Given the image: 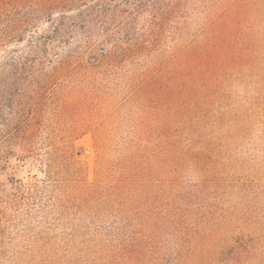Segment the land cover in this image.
<instances>
[{
  "label": "rangeland",
  "instance_id": "374dc122",
  "mask_svg": "<svg viewBox=\"0 0 264 264\" xmlns=\"http://www.w3.org/2000/svg\"><path fill=\"white\" fill-rule=\"evenodd\" d=\"M0 264H264V0H0Z\"/></svg>",
  "mask_w": 264,
  "mask_h": 264
},
{
  "label": "trees",
  "instance_id": "16d2710c",
  "mask_svg": "<svg viewBox=\"0 0 264 264\" xmlns=\"http://www.w3.org/2000/svg\"><path fill=\"white\" fill-rule=\"evenodd\" d=\"M217 41L218 42H216V39H214V48H213L212 55L219 54L223 51L224 41L221 39V37L219 39H217ZM196 158H197V156H196ZM123 189H124V191H123L124 193H126V192L130 193L129 191H127L128 187H123ZM131 199H134L133 196L131 197ZM133 250H134L133 252L129 253L130 261L132 262L135 259L140 260L142 257V250H138L137 248H134Z\"/></svg>",
  "mask_w": 264,
  "mask_h": 264
}]
</instances>
